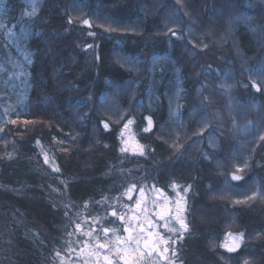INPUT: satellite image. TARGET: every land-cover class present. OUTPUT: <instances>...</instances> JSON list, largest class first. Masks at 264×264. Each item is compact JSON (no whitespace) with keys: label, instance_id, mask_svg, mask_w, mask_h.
Instances as JSON below:
<instances>
[{"label":"trees","instance_id":"trees-1","mask_svg":"<svg viewBox=\"0 0 264 264\" xmlns=\"http://www.w3.org/2000/svg\"><path fill=\"white\" fill-rule=\"evenodd\" d=\"M129 186L181 192L175 263L264 264V0H0V264L119 243Z\"/></svg>","mask_w":264,"mask_h":264},{"label":"rangeland","instance_id":"rangeland-1","mask_svg":"<svg viewBox=\"0 0 264 264\" xmlns=\"http://www.w3.org/2000/svg\"><path fill=\"white\" fill-rule=\"evenodd\" d=\"M102 23L104 27L114 29L107 21ZM115 29L134 30L133 27ZM128 132L129 127L125 130L124 142L131 151L135 152L138 144L133 135ZM130 188L129 186L124 190L123 198L117 195L107 200V206L111 210L114 206L118 210L119 217H124L123 224L127 231L122 230L123 234L119 235L115 230L108 231L111 232L109 236L118 239L119 243H112L110 237L97 233L100 232V228L96 227V223H94L92 228L82 230V233L86 234L91 243L90 247L88 241L81 242L82 245L77 242L75 247L73 244L72 247L74 248L69 249V258L73 261L70 263L71 260L66 259L59 264H179L174 262V258L170 260V247L166 244L169 241L176 242L173 235L185 230L180 227L178 217L182 218L187 225L183 209L185 203L181 192L178 189L175 190L176 200L174 203L171 197L161 192H158V195L152 199L140 194L138 200L140 205L138 209H133L123 201L124 198L132 197ZM169 229H177V231H170ZM112 233H114L113 236ZM237 236L233 233L227 235L225 238L226 246L229 248L236 247L234 238Z\"/></svg>","mask_w":264,"mask_h":264},{"label":"snow or ice","instance_id":"snow-or-ice-1","mask_svg":"<svg viewBox=\"0 0 264 264\" xmlns=\"http://www.w3.org/2000/svg\"><path fill=\"white\" fill-rule=\"evenodd\" d=\"M86 23H87V21H86ZM13 123H15V121H13ZM129 123H131V121H129ZM105 127H107V125H105ZM147 130H148V129H145V131H147ZM233 179H234V180H239V179H241V177H239V176H233ZM129 198H131V197H129ZM111 214H112L113 216H116V215H117V213H116L115 211H113ZM119 219H120L121 221H123V220H124V217L121 216V217H119ZM178 223L180 224V227H181L182 229H186V228H187V225L184 223V220H183L182 218H179V217H178ZM77 227H79V225H77ZM169 230H170V231H177V229H169ZM108 231H109V229H107V228L104 229L105 234H107ZM125 231H127V229H125ZM242 236H243V234H240L239 236H237V237L234 238L235 241H236L235 246L238 247V242L242 240ZM125 243H127V241H125ZM230 250H232V249H230ZM134 251H135V249H134Z\"/></svg>","mask_w":264,"mask_h":264}]
</instances>
